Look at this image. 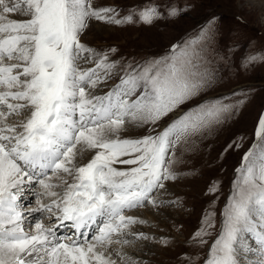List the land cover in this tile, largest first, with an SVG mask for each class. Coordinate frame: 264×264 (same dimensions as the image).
Wrapping results in <instances>:
<instances>
[{"label":"snow or ice","instance_id":"snow-or-ice-1","mask_svg":"<svg viewBox=\"0 0 264 264\" xmlns=\"http://www.w3.org/2000/svg\"><path fill=\"white\" fill-rule=\"evenodd\" d=\"M186 10L153 4L121 17L93 0H0V264H147L127 249L155 237L133 231L147 221L125 213L177 203L164 199L166 182L178 179L177 147L230 120L244 101L206 99L157 130L211 87L215 75L196 70L197 51L174 44L124 66L110 59L115 47L97 50L81 36L92 21L151 25ZM217 19L201 39L214 38ZM256 61L264 54L246 58ZM120 72L118 84L93 94ZM148 125L146 135L129 134ZM254 135L202 264H264V115ZM214 216L206 212L194 233L200 247Z\"/></svg>","mask_w":264,"mask_h":264},{"label":"rangeland","instance_id":"rangeland-1","mask_svg":"<svg viewBox=\"0 0 264 264\" xmlns=\"http://www.w3.org/2000/svg\"><path fill=\"white\" fill-rule=\"evenodd\" d=\"M93 3L100 7H114L121 17L129 11L138 12L153 4L162 12L167 5L187 9L176 17H168L165 12L164 18L151 25L142 22L113 25L92 21L97 25L89 32L92 33L91 38L86 42L81 40L101 51L115 47L117 52L110 59L120 61L124 66L131 63L134 67L164 54L174 44L187 43L197 51L194 60L196 70L207 69L215 75L211 87L165 117L157 130L206 99L228 97L233 103L244 101L230 120L177 147L180 158L175 165L178 179L166 182L167 193L164 195V199L177 203L160 209L147 205L125 213L147 221L133 228L144 227L147 235L155 237L154 240L134 244L143 249H153L145 260L147 264H202L219 233L222 211L232 192L236 169L254 142L255 129L264 115V61L246 62L249 55L264 54V0H93ZM213 17L218 18L213 26L214 38L210 41L201 39V29ZM122 75L120 72L101 85L103 92L100 94L118 84ZM233 93L243 95L233 96ZM149 127L136 128L133 136L148 134ZM240 137L243 139H238ZM233 141L240 147L234 145L229 148ZM215 181L219 182L218 191L209 192ZM34 199L24 200L25 206L34 207ZM29 201H32L31 205ZM147 211L158 217L157 223L148 218ZM206 212L215 213V229L210 238L205 237L208 244L200 247L193 236L201 228ZM25 226L27 228V222ZM161 237L169 239L168 245L158 243ZM186 256H197L199 260L191 262Z\"/></svg>","mask_w":264,"mask_h":264},{"label":"bare ground","instance_id":"bare-ground-1","mask_svg":"<svg viewBox=\"0 0 264 264\" xmlns=\"http://www.w3.org/2000/svg\"><path fill=\"white\" fill-rule=\"evenodd\" d=\"M91 24V23H90ZM96 23L95 22H92V24L90 25L89 29L87 31L84 32V34L81 36V40H83L84 42L88 41L89 39L88 38H91V34L92 33H89V32H92V30H94V28L96 27ZM102 87V86H101ZM99 87L97 88L96 90L93 91V94H100L101 91L103 92L102 88ZM135 130L136 129H130L129 130V134L133 136V134L135 133ZM90 155V154H88ZM147 210V209H146ZM148 215V218H151L153 221H155V223H157V216H155L153 214V212H148L146 213ZM144 220V219H143ZM147 220V219H146ZM150 220V219H149ZM148 220V221H149ZM135 228V227H134ZM133 228V231H139V232H144L146 234V231H145V228L144 227H137L136 229ZM139 228V230H138ZM146 248V247H145ZM127 251L130 253V254H133L135 255L137 258L139 259H142L143 261H145L146 259H148V256L150 253H152L151 251H153V249L150 247L149 249H143L141 248V246H137V245H133L131 247V249H127Z\"/></svg>","mask_w":264,"mask_h":264}]
</instances>
